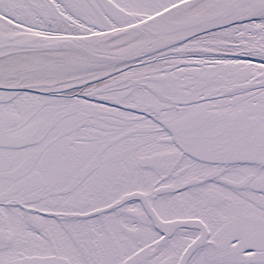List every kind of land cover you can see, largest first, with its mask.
Masks as SVG:
<instances>
[{
    "label": "snow or ice",
    "instance_id": "obj_1",
    "mask_svg": "<svg viewBox=\"0 0 264 264\" xmlns=\"http://www.w3.org/2000/svg\"><path fill=\"white\" fill-rule=\"evenodd\" d=\"M0 264H264V0H0Z\"/></svg>",
    "mask_w": 264,
    "mask_h": 264
}]
</instances>
